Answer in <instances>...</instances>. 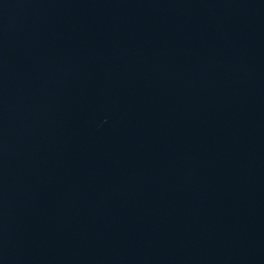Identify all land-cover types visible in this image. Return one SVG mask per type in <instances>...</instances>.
Returning a JSON list of instances; mask_svg holds the SVG:
<instances>
[{"label":"water","instance_id":"1","mask_svg":"<svg viewBox=\"0 0 264 264\" xmlns=\"http://www.w3.org/2000/svg\"><path fill=\"white\" fill-rule=\"evenodd\" d=\"M0 264H264V0H0Z\"/></svg>","mask_w":264,"mask_h":264}]
</instances>
